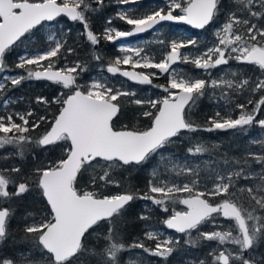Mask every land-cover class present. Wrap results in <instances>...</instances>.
<instances>
[{
  "label": "snow or ice",
  "instance_id": "6c2138e0",
  "mask_svg": "<svg viewBox=\"0 0 264 264\" xmlns=\"http://www.w3.org/2000/svg\"><path fill=\"white\" fill-rule=\"evenodd\" d=\"M95 3L99 8H93L91 0H62L61 3L57 0H0V71H3L6 53L21 38H29L43 22H58L59 17L79 22L83 25L82 35L92 46L98 45L100 37L91 30L87 13L102 9L104 0H95ZM116 3L121 7L115 18L130 28L121 30L111 26L113 19L109 18V26L104 29L102 38L112 43L150 30L158 31L157 25L165 21L182 22L196 29H204L224 11L222 0H163V4L143 9L138 6L140 0H116ZM231 4L232 7L225 12V22L214 30L218 42L206 50H197L195 54L184 53L182 49L196 48L198 41L177 37L167 42V48L161 53L162 59L157 61L145 45L120 47L121 52L131 55L116 57L107 66V73L119 74L139 85H151L164 94L162 98L130 100L132 105L138 106L139 115L149 121L143 130L128 126L116 130L115 127V121L121 114L118 98L134 97V91L116 87L102 74L88 84H80V74L87 71L86 63L76 62L75 66L66 63L63 68L56 69L54 58L61 56L62 49L68 54L75 51L67 46V33H61L60 37L48 35L45 50L26 48L18 56L17 69L35 65L36 70L27 68V75L5 76L4 80L13 87L25 80H45L67 91L51 101L43 96L35 98L37 104L45 106V111L50 104L59 105L58 114L37 137L27 134L40 128L42 122H47L46 115L33 120L36 113L31 109L23 113L0 115V133L3 134L0 136V149L13 146L16 148L13 155L23 159L27 144L45 150L49 146H58L64 155L30 171L16 165L0 168V244L10 235L8 223L14 214L11 205L17 198L35 190L42 204L40 212L25 215L28 222L24 225L21 240L30 243L31 247L21 253L19 262L0 258V264H76L81 255L89 251L85 247L86 234H91L90 230L96 231L101 221L108 225L107 235L103 236L106 243L102 252L92 250V254L98 257V264H119V253L131 249L118 242V224L127 207L137 199L150 201L165 213L172 206V214L162 223L167 229L188 237L184 241L186 244L199 246V240L191 238L193 232L198 233L204 241H216L218 247L209 253L212 256L211 264H264V256L257 257L255 254V248L264 242V153L246 154L261 166L258 172L251 170L250 166L213 169L201 184L198 165L194 166L186 158L180 162L166 151L168 146L177 142L174 138H179L185 132L246 131V126L253 125L264 130V119H257V114L264 108V0H231ZM126 5L137 7H123ZM155 42L161 45L166 43L163 39ZM94 59L101 60L102 57L94 52ZM231 60L258 67L259 75L255 79L238 75L237 71L231 69ZM43 61H48L47 65ZM177 62L191 63L196 69L204 70L209 77L212 76L211 69L222 65H229V68L218 79L207 81L172 69L171 66ZM120 65H130L132 71L121 70ZM136 69H155L157 72H138ZM228 72L231 73L230 77ZM165 74L166 84L153 83L154 77ZM5 87L0 83V91ZM209 88L214 90L212 96L224 100L226 105L231 103L233 95L247 91V104L254 107L247 111L246 104L237 103L235 107L240 109V113L235 118L216 111L214 116L207 119L209 126L201 128L191 122L188 115L199 100L209 94ZM216 89H219L218 97ZM256 94L260 95L259 100H253ZM8 103V100L4 101L5 106ZM253 143L264 145V141ZM204 151L199 144L194 150L188 149L189 155L193 156ZM157 156L159 161L151 167L152 178L148 181L147 191L142 194L125 191L101 198L94 191L81 192L76 186L87 173L88 183L97 188L108 185L122 187L114 175L116 170L127 172L133 166L144 170L151 166ZM0 159L6 160L8 156ZM236 163L239 165L240 162ZM225 164H228L227 160ZM161 168L167 172L175 171L177 176L183 173L194 178L181 183L167 177L160 171ZM241 179L252 183L240 185ZM237 192L246 193L248 207L237 203ZM176 193H187L188 196L181 198ZM214 198L220 199L216 201ZM177 203L185 206L186 210H175ZM5 204L9 206L4 207ZM220 217L234 222V227L228 225L222 230L201 231L205 224L221 228ZM139 218L150 220L147 213H141ZM145 227L148 229L146 237L156 241L155 247L139 241H134L131 247L167 261L180 241L161 240L163 234L158 229L151 224ZM225 245L235 247L227 248ZM33 252L40 253L39 259H30ZM131 264L143 262L133 260ZM199 264L208 262L200 260Z\"/></svg>",
  "mask_w": 264,
  "mask_h": 264
},
{
  "label": "trees",
  "instance_id": "16d2710c",
  "mask_svg": "<svg viewBox=\"0 0 264 264\" xmlns=\"http://www.w3.org/2000/svg\"><path fill=\"white\" fill-rule=\"evenodd\" d=\"M61 3L60 1H57ZM93 8H99V5L95 3V0H91ZM223 7L228 10L231 8L230 3H224L222 0ZM120 7L116 3V0H104V7L96 12H89L87 16L89 18L91 30L100 37V42L96 46H92L87 40L83 33V25L79 22H70L63 18L57 19L58 22L63 26V30H67V46L74 48L72 54H68L65 49H62L61 56L57 59L54 58L55 67L59 69L67 64H74L76 62L86 63L87 71L80 74L78 82L80 84H88L91 78L99 77L98 76V67H106L109 63L114 62L117 52L115 51V43L108 42L102 38L104 29L109 26L107 21L109 18L113 19L112 26L119 28L121 30H128L129 25L125 24L123 21L115 18L117 9ZM223 16H217L215 22L212 25L217 26L220 22H223ZM210 26V27H211ZM170 27V26H169ZM210 27H207L203 30L206 33L205 41L213 39V36L210 34ZM70 29V31H69ZM193 35H197L194 33ZM47 35L43 31V25L37 27L33 30V34L29 35V38H22L16 46H13L9 52L6 53L3 63V70L8 74H15L23 71L22 69H17L15 65L18 63V56L21 55L25 49H36L43 51L47 48L45 42ZM172 37H163V40L167 42L171 41ZM197 50H204V45H201ZM94 52L96 55L102 57L101 60L94 59ZM160 58L156 59L157 61ZM48 61L45 62L47 64ZM28 68H34V66H29ZM124 68V67H121ZM184 69H187L191 76H199L205 78L201 75V69H195L185 64ZM239 71L243 76L249 77L250 74L257 75L258 69L251 68L250 65H242L239 68ZM112 84L116 87H121L126 91H134L136 95L134 97H119L118 102L121 105V114L119 119L115 121L116 130H119L125 126L129 128H136L143 130L147 127L149 121L147 118L139 115L138 106L132 105L130 103L131 99H154L158 94V88H154L151 85H136L131 83H124L123 80L118 77L110 78ZM154 84H166L167 80L165 77H159L153 79ZM124 84V85H123ZM5 89L0 91V115L7 116L11 111L15 112H26L27 110H33L36 115L32 118L35 120L41 115H46L48 117L47 122H42L41 127L35 130L30 131L27 135L32 137H37L38 134L44 132L45 128L48 127V122H51L53 116L58 114L59 105L50 104L47 106V111H45V106L36 103V97L43 96L51 101L54 97L59 96L61 92H66L67 90L63 89L59 85L52 84L51 82H46L43 80H25L21 85L13 87L10 82H5ZM249 92H243V94L237 97L239 103H246L243 100V97L248 96ZM253 100H259L260 95L256 94L252 97ZM8 100L9 103L5 110H1V107L4 104V101ZM210 102L207 100L206 96L202 97L198 104L197 108L195 107L189 113L188 118L195 125L201 126V128L208 127L207 119L212 116L209 113ZM264 115V108L257 114V119ZM30 127V125H29ZM248 133V132H247ZM242 131H203L199 130L195 133H183L179 138L176 139V143L171 147L170 153L175 157H181L184 154L188 155V149L193 148L199 144L202 146L205 151L199 155L201 159L208 158L205 165L201 164L199 173L201 178V184H203L202 177L207 173L210 174L212 168H215L217 162L228 161V165L236 164V161H242L243 156L246 155V141ZM36 146V145H35ZM9 148V147H8ZM9 149H7L8 151ZM6 151V152H7ZM34 153L24 152V158L21 159L19 155H9L8 159L5 161L4 167H10L12 165L21 166L25 171H30L40 164H47L49 162L59 159L64 153L61 149L56 146H50L48 150L41 149L37 147V150H33ZM5 154V153H4ZM5 156V155H4ZM198 157V158H199ZM211 160V162L209 161ZM159 159L156 157L153 159L150 167L141 170L139 166H133L130 171L122 172L116 170L114 175L120 181L122 187H117L116 185H108L106 187H99L89 184L88 178L89 174H85L83 179H80L79 183L76 185L78 190L83 192L84 190H91L96 192L101 198L105 195H116L118 193H123L125 191H133L137 195L142 194L147 191L148 181L150 179L149 172L151 167L156 166ZM201 161L198 159V162ZM203 166V167H202ZM187 176V175H185ZM194 177H187L191 179ZM252 183L249 180L241 179L239 181L240 185H247ZM183 195L187 196V193ZM218 201L220 198H214ZM237 203L248 207V201L246 198V193L241 194L237 192ZM40 197L36 195L35 190L30 193H26L24 197L17 198L11 205L13 209V216L8 223V231L10 233L9 237L3 244H0V258H11L19 262L20 255L22 252H26L30 247V243L23 242L21 237L24 235L23 228L25 223L28 221L25 220V215L28 212H40L42 209V204L39 202ZM148 201L144 200H135L133 201L124 213V216L121 218L120 223L118 224V235L117 240L131 249L124 250L119 253V264H131L133 260L142 261L143 264L145 261L151 262V264H198L200 260H206L208 264H211L212 256L209 253L214 248L215 241H204L198 236V233H192V239L199 240V246L192 247L186 244L184 241L188 239L184 235H176L177 239L180 241L179 246L175 248L173 253L168 257L167 261L163 258L152 257L146 253H143L141 249L132 248L131 245L134 241L143 242L146 246L154 247L152 241H148L146 238V231L148 230L145 225L151 224L153 227L163 225L162 221L172 214V208H169L167 213L158 211L156 213H150L144 209V204ZM9 205L5 204L4 207ZM176 210V209H175ZM141 213H147L150 216L149 221H144L139 218ZM257 214H260L257 212ZM31 218H29L30 220ZM227 225H233L234 222L226 221ZM164 226V225H163ZM204 226V225H203ZM201 227V231H209ZM234 227V226H233ZM96 231H91V234L87 235V240L85 242V247L89 250L88 252L81 255L80 259L76 261V264H98V257L92 254V250L95 252H102L105 246V240L103 239L104 235H107L108 225L106 222H101L96 226ZM224 247H227L225 245ZM136 253H141V255L136 256ZM255 254L257 257L264 256V242H260L255 248ZM40 253L33 252L32 258L39 259Z\"/></svg>",
  "mask_w": 264,
  "mask_h": 264
},
{
  "label": "rangeland",
  "instance_id": "374dc122",
  "mask_svg": "<svg viewBox=\"0 0 264 264\" xmlns=\"http://www.w3.org/2000/svg\"><path fill=\"white\" fill-rule=\"evenodd\" d=\"M57 1L62 2V0H57ZM224 3L225 4L226 3H230L231 4V0H224ZM157 4H163V0H140V3H139L138 6L141 9H143V8H145L147 6L155 7ZM230 6L232 7V4ZM123 7H125V8H135L137 6H135V5H126V6H123ZM226 11L227 10L224 8V11H222L218 16L221 15L225 19V12ZM224 22H225V20H223V22H220L219 25H217V26L212 25L210 27V30L209 31H210V34L213 36V39L207 40V41H205L206 33H204V32H198L197 35H193L190 30H187V29H176L175 27H173L171 25H163V26H160L158 28V31L155 30L153 33H151L148 37H146L144 39L130 41V42H127V43H122V44H117L116 45V48H115V51L118 54H117L116 57H122L123 55H126V54L127 55H131V53H123V52H121L120 51V47L121 46H132V47H136L139 44V45H145L146 46V50L148 52H150L155 57V59H158V58L162 59L161 53H162L163 50H165L167 48V45L166 46H165V44L164 45H161L159 43H156L155 41H157L159 39H163V37H166V36L167 37H172L173 36V39L179 37V38H183V39L191 38V39L197 40L198 41V44H197L196 48L189 47V48H186V49H182L181 50L184 53L195 54L196 49L199 48L201 45H204V50H206L208 47H211L214 42H218L217 41V38L215 36L214 30L217 29V28H219ZM42 25H43V31H44V33L47 36L48 35H51V34H54L55 36L60 37L61 36V33H67L68 32L67 30H63V26H62L61 23H57V24L56 23H51V24H42ZM245 35H246V33H245ZM45 62L46 61H43L42 63L44 65H47V64H45ZM75 64L76 63L70 64V65L75 66ZM185 64H188V66L191 67V68L192 67L195 68L194 65L191 64V63H182V62H177L176 64H173L171 67H172V69L176 70L177 72H181L182 71L184 74L190 75L191 72H189L187 69H184L183 68V66ZM242 65L243 64H238L235 60H231L230 61L231 69L233 71H237L238 72V75H242V73L239 71V68ZM33 66H34V68H32V69L33 70H36V66L35 65H33ZM244 66H246V65H244ZM28 67L29 66H26V69H22L23 71H21L19 73H15V74H8L4 70L3 71H0V83H2V84L5 85V82H9V81L4 80V77L5 76L27 75V68ZM63 67H61V68H63ZM120 67H127L128 69H132L130 65H120ZM250 67L251 68H257L258 69V67L254 66V65H250ZM228 68H229V65H222L219 68L211 69V73H212V76L211 77H209L208 74H206L204 72V70H202L201 75L204 76L205 78H203V79H205L207 81H210V79H218L220 75L224 74L228 70ZM140 70L141 71H138V72H157V70H155V69H148V70L140 69ZM97 71H98V76L99 77L102 74L104 77H107L109 79V81L112 83V80L110 79L112 77L108 75V73L106 71V67H98L97 68ZM259 72H260V70L258 69V74L257 75H259ZM227 75H228V77H230L231 76V73L228 72ZM257 75L250 74L249 76L252 77L253 79H255V77ZM160 77H165L166 80H167V74H165L164 76H160ZM94 79H97V77L91 78L90 81H89V83L92 80H94ZM124 83H126V82H124ZM158 91H159L157 93L158 95L154 99H156L158 97H161L162 98V96L164 95L159 88H158ZM213 91H214L213 89L209 88L208 89V93L209 94L206 95L207 100L211 104L210 109H209V113H211L212 116H214V114H215L216 111H220L224 115H231L233 118H235L236 116L239 115L240 109L236 108L235 105L237 103H239L237 97L241 96L243 93H241L240 95H233L231 97V103H229V104L226 105V103H225L224 100H222V99L217 100L215 97L212 96ZM215 92H216V96L218 97L219 96V89H216ZM247 98H248V96L243 97L244 102H246L244 104L247 105V111H251L252 108L254 107V105L247 104ZM6 107L7 106H5V104H3V106L1 107V110H5ZM196 108H197V105L195 106V109ZM10 113H16V112L15 111H11ZM258 119H264V115H262ZM246 128H247L246 131H242L244 135H247V137H245V141H246V154L248 152L257 153V154L264 153V145H261L259 143H253V141H264V130H262L258 125H253V126H250V127L249 126H246ZM0 136H3V134L0 133ZM171 147H172V145L168 146V148L166 150L168 153H170ZM7 149H9V150L7 151ZM33 150H37V146H35L34 144H27V145H25V152L26 153H29V152L30 153H34ZM162 151H164V150H162ZM15 152H16V148H14L13 146H10V145L9 146H5L4 148L0 149V157H3L4 155H7L8 158H9L10 157L9 155H13V153H15ZM199 155L200 154H197V155H194V156L193 155H189V154L188 155H185L184 154L181 157H175L174 156V158L178 159L180 162H183L185 160V158H186L189 161V163L193 164L194 166L198 165L199 166V169H200L201 164L205 165V163H207V161H208V158L201 159L199 157ZM156 158L159 159L158 156ZM198 159H200L201 161L198 162ZM3 160L4 159H0V167L4 166V164H5V161L3 162ZM245 160L248 161L247 164L244 163ZM209 161L211 162V160H209ZM239 162H240L239 165H237V163L236 164H233V165H231V164L230 165H228V164L226 165L224 161L223 162H217L216 167L215 168H212L210 174L212 173L213 169L230 170V167H237V166H239V167H246V168H248L250 166V169L251 170H254V171H257V172L260 171L261 166L259 164H256L255 163V160L252 157H249V156L245 155V156H243L242 161H239ZM160 171L162 173H164L167 177L174 178V179H176L177 181H179L181 183L186 182L185 178L188 177V176H185L186 174H183V173L181 175L177 176L175 171L174 172H167L163 168H161ZM208 175L209 174L207 173L204 177H202L203 182H205L204 181V178L207 177ZM149 177H150V179L152 178L150 176V172H149ZM183 194L184 193H176L175 195L178 196V197H181V198H184V197H187L188 196V195L185 196ZM145 205H147L148 207L145 208ZM169 208H172V206H169ZM144 209L147 210L150 213H153V214L156 213V212H158V211H160V209L158 207L152 205L150 201H148V202H146L144 204ZM175 209L177 211H183L184 210L180 206V204H178V203L175 205ZM219 220H220V223H221V226H222L221 228H216L215 226H213L211 224H205L203 226L204 229H208L209 231H212V230H222L223 228H226L228 226L227 225V222L223 218L220 217ZM233 226H234V224H233ZM154 228L155 229H158V231L163 234L160 237L161 240L162 239H166V238L167 239H172L173 241L177 240L176 234H173V233L169 232L163 225H162V227L158 225V226H156ZM147 240L148 241H152L153 242V246L155 247L156 241L149 240L148 238H147ZM217 247H218L217 246V242L215 241L214 248H217ZM234 247H235L234 245H227V248H234ZM145 262L146 263H144V264H149V261L146 260ZM198 264H199V262H198Z\"/></svg>",
  "mask_w": 264,
  "mask_h": 264
},
{
  "label": "water",
  "instance_id": "95a60500",
  "mask_svg": "<svg viewBox=\"0 0 264 264\" xmlns=\"http://www.w3.org/2000/svg\"><path fill=\"white\" fill-rule=\"evenodd\" d=\"M59 18H61V17H59ZM62 18H64V19H66V20H68L67 19V17H62ZM58 19V18H57ZM69 21V20H68ZM71 22V21H70ZM51 23H53V22H43L42 24H51ZM166 24H170V25H174V26H185V27H187V28H189L191 31H195V32H201V31H203L204 29H196V28H193L191 25H188V24H184V23H182V22H169V21H165V22H162L161 23V25H157V29L160 27V26H163V25H166ZM40 25H38L37 27H39ZM209 26V25H208ZM208 26H206V27H208ZM155 31V29L154 30H150L149 32H145V33H143V34H139V35H136V36H132V37H128V38H122V39H120V40H117V41H115L114 43H116V44H122V43H127V42H129L130 40H132V39H140V38H142L143 36H145V35H147V34H150V33H153ZM22 39V38H21ZM121 70H126V71H132V69H121ZM110 74V73H109ZM111 76H114V77H120L122 80H124V81H127V82H130V83H134V84H137V83H135V82H133V81H129V80H127V78H125V77H122V76H120L119 74H116V75H112V74H110ZM43 81H45V80H43ZM46 82H49V81H46ZM50 147V146H49ZM184 198H186V197H184ZM184 210H186V208H185V206H183V205H180ZM101 222H104V221H101ZM100 222V223H101ZM165 227V226H164ZM166 228V227H165ZM167 229V228H166ZM169 232H171V233H173V234H176V235H184V234H181V233H176L174 230H169V229H167Z\"/></svg>",
  "mask_w": 264,
  "mask_h": 264
},
{
  "label": "flooded vegetation",
  "instance_id": "af4514ba",
  "mask_svg": "<svg viewBox=\"0 0 264 264\" xmlns=\"http://www.w3.org/2000/svg\"><path fill=\"white\" fill-rule=\"evenodd\" d=\"M62 18V17H61ZM59 19V18H58ZM64 19V18H63ZM66 20V19H65ZM68 21V20H67ZM166 25H170V24H166ZM171 26H173V27H175L176 29H187V30H190L189 28H187V27H185V26H174V25H171ZM211 26V24L208 26V27H210ZM207 28V27H206ZM205 28V29H206ZM191 31V30H190ZM192 32V34H194V33H198V32H195V31H191ZM201 32H203V31H201ZM151 34V33H150ZM150 34H147V35H145V36H143L142 38H140V39H144V38H146V37H148ZM140 39H132V40H130V41H135V40H140ZM129 41V42H130ZM116 44V43H115ZM121 68V67H120ZM107 69V68H106ZM121 69H128L127 67H124V68H121ZM136 71H141L140 69H136ZM108 75L109 76H111L109 73H108ZM111 77H114V76H111ZM119 79H121L120 77H118ZM122 80V79H121ZM124 81V80H123ZM125 82H127V81H125ZM127 83H130V82H127ZM131 84H134V83H131ZM136 85H139V84H136ZM120 130V129H119ZM221 218H223V217H221Z\"/></svg>",
  "mask_w": 264,
  "mask_h": 264
}]
</instances>
